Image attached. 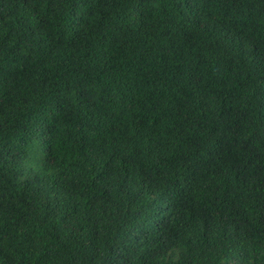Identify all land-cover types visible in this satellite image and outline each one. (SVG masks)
Here are the masks:
<instances>
[{"label": "trees", "instance_id": "trees-1", "mask_svg": "<svg viewBox=\"0 0 264 264\" xmlns=\"http://www.w3.org/2000/svg\"><path fill=\"white\" fill-rule=\"evenodd\" d=\"M0 264H264V0H0Z\"/></svg>", "mask_w": 264, "mask_h": 264}]
</instances>
